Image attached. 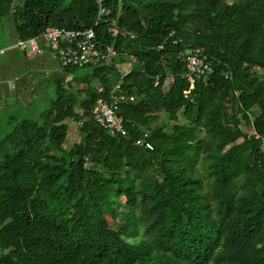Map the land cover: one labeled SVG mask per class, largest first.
<instances>
[{"label":"trees","instance_id":"obj_1","mask_svg":"<svg viewBox=\"0 0 264 264\" xmlns=\"http://www.w3.org/2000/svg\"><path fill=\"white\" fill-rule=\"evenodd\" d=\"M106 7L114 36L106 20L94 26L95 0H0L16 40L51 26L92 28L117 52L108 65L62 68L69 79L53 83L56 97L37 119L9 118L0 140V264H264V156L253 135L264 138V78L251 75L264 71V0ZM179 39L214 69L187 98ZM73 85L84 87L73 93ZM121 96L133 98L115 112L127 137L93 116L97 99ZM160 113H180L183 123L168 133ZM68 121L80 139L65 147ZM144 133L152 150L131 143Z\"/></svg>","mask_w":264,"mask_h":264},{"label":"built area","instance_id":"obj_2","mask_svg":"<svg viewBox=\"0 0 264 264\" xmlns=\"http://www.w3.org/2000/svg\"><path fill=\"white\" fill-rule=\"evenodd\" d=\"M95 1L98 8L94 26L106 20L110 25V33L113 36L119 33L116 29L115 20L108 18L107 0ZM121 35L134 39V35L130 32H121ZM174 44L180 45L177 59L183 62L184 66L180 78L189 84V90L184 92L187 98L196 81L211 75L214 69L212 62L202 54L200 48H191L180 39L175 40ZM11 48L17 49L25 57L42 56L47 51L61 68L108 65L111 59L117 56L113 46H101L97 42L95 31L92 28L72 30L65 27L51 26L45 30L41 37L17 40ZM3 53L4 51H0V54ZM98 91L101 92V88ZM125 98L133 100V98L125 96L113 98L111 103L97 99L93 109L96 123L111 134L121 137H127V132L122 120L116 117L115 112L117 103ZM253 135L255 140H260L259 151L264 156V138H260L255 133ZM148 136V133H144L140 139L133 140L131 143L146 150H152L153 147L147 140Z\"/></svg>","mask_w":264,"mask_h":264},{"label":"crops","instance_id":"obj_3","mask_svg":"<svg viewBox=\"0 0 264 264\" xmlns=\"http://www.w3.org/2000/svg\"><path fill=\"white\" fill-rule=\"evenodd\" d=\"M4 19L3 22L7 31L9 30L8 25L11 26L12 29L13 22L11 17ZM9 33V46L7 48L0 47V51H4L3 54H0V107L1 109H12L15 107L11 106L20 105L22 106L20 109L24 111L31 110L33 112H43L47 109L42 107L44 106V95L41 94L43 87H45V85H52L56 80H67L69 78L63 72L57 61H55L47 51L42 56L33 57V59L31 57H25L17 49L11 48L17 40L13 33ZM19 53L25 60L23 66H31L32 69H29L31 70L30 72L25 71L26 73L22 75V77L14 79L13 81L7 80L8 73L12 72L15 68L14 65L16 63L14 57L17 59ZM83 87V85H73L71 91L76 93L77 90ZM35 107L38 108L33 109ZM68 125L69 130H71V125L69 123Z\"/></svg>","mask_w":264,"mask_h":264},{"label":"rangeland","instance_id":"obj_4","mask_svg":"<svg viewBox=\"0 0 264 264\" xmlns=\"http://www.w3.org/2000/svg\"><path fill=\"white\" fill-rule=\"evenodd\" d=\"M12 1H13V5L14 6H20L21 3L24 0H12ZM4 20L5 19L0 20V47L7 48L9 46L8 33H9V31H10L11 34L13 32L11 31L12 29H11V26H9V25H8L9 30L7 31V29H6L5 25H4V22H3ZM33 57H37V56H33ZM33 57H31V58H33ZM14 60H15V63H16L14 65L15 68L13 69L12 72L8 73L7 80H12L13 81L14 79H17L19 77H22V75H24L26 72H30L31 70H29V69H32L31 66H29V67H24L23 66V63H24L25 60L23 59V57H22V55L20 53L18 54L17 59L14 57ZM128 69H130V65H128V64L118 66V70L120 72H122V73L126 72ZM32 71H36V70H32ZM87 71H89V70L88 69H83V70H81V73L87 72ZM251 75L254 78L262 79V78H264V71H261V70H258V69H253L251 71ZM170 85H171V80L168 79L165 82V84H164V87H163L164 91L168 90V88L170 87ZM75 86H77V85H75ZM94 86H95V88L98 87V89L101 88V87L98 86V83H95ZM41 94L44 95V99H43L44 100V106H42V107H45V109L46 108H49L50 105H51V102L56 97V92H55L54 85L53 84L50 85V86L49 85H45V87H43V90H42V93ZM11 107H15V108H12V109H9V108L1 109V107H0V140L4 137V135L7 132H9V130L12 127V124H10L12 122L9 119L10 117H14L17 120H20V119H23V118L37 119V117L40 114L39 112H33L31 110L30 111L21 110L20 108L22 106H20V105H13ZM37 108L35 107L33 109H37ZM39 108H40V106H39ZM159 115H160V118H161L162 122L161 123H158V125L159 124H164L165 127H166V132H168V133L170 132L169 131V128H171L175 123H183V117H182V115L180 113L178 115H176L175 117L168 118L166 120H163L162 119V118H164V116H163L162 113H160ZM68 123L71 125V130H69V135L66 138V145H65V147H70L73 143L79 141V139H80V137L78 135V125L77 124H74V123H70L69 121H68ZM156 124H157V122L154 123L152 126H155ZM242 129H243V127H242ZM244 130L247 131V132H249L248 128L245 129V127H244ZM200 170H202V168H200ZM123 202H124V200L122 198L121 199V203H123ZM106 218H107L108 223L111 225L112 224L111 219L108 218V217H106ZM137 240L136 239H132V241H137ZM1 253L2 252L0 251V254Z\"/></svg>","mask_w":264,"mask_h":264}]
</instances>
